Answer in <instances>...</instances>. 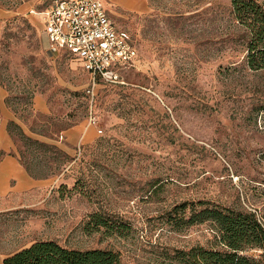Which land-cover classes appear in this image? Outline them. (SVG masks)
Instances as JSON below:
<instances>
[{
	"label": "rangeland",
	"instance_id": "1",
	"mask_svg": "<svg viewBox=\"0 0 264 264\" xmlns=\"http://www.w3.org/2000/svg\"><path fill=\"white\" fill-rule=\"evenodd\" d=\"M50 1L0 0V122L12 140L0 158L51 180L0 195V264L37 241L121 264L225 250L210 223L185 221L204 209L264 216V71L246 65L233 0H141V10L101 0L138 58L94 96L80 62L50 50L30 13Z\"/></svg>",
	"mask_w": 264,
	"mask_h": 264
},
{
	"label": "trees",
	"instance_id": "2",
	"mask_svg": "<svg viewBox=\"0 0 264 264\" xmlns=\"http://www.w3.org/2000/svg\"><path fill=\"white\" fill-rule=\"evenodd\" d=\"M233 18L243 29L246 37L245 62L250 70L264 71V1L233 0ZM33 143L43 146L35 141ZM35 178L47 177L26 167ZM184 207V206H183ZM263 216V215H262ZM264 218V216H263ZM96 226H105L94 217ZM210 223L217 231L225 250L193 248L182 253V264H264V254L246 255L251 250L264 248V228L255 214L244 208L204 209L191 213L185 224ZM3 264H121L118 256L103 250H72L53 241H37L32 245L9 255Z\"/></svg>",
	"mask_w": 264,
	"mask_h": 264
},
{
	"label": "built area",
	"instance_id": "3",
	"mask_svg": "<svg viewBox=\"0 0 264 264\" xmlns=\"http://www.w3.org/2000/svg\"><path fill=\"white\" fill-rule=\"evenodd\" d=\"M38 15L50 50L68 51L90 75L92 96L100 83H120L121 69L138 58L136 41L117 29L101 0H53ZM251 211L264 228L262 214ZM250 252L259 256L264 248Z\"/></svg>",
	"mask_w": 264,
	"mask_h": 264
},
{
	"label": "crops",
	"instance_id": "4",
	"mask_svg": "<svg viewBox=\"0 0 264 264\" xmlns=\"http://www.w3.org/2000/svg\"><path fill=\"white\" fill-rule=\"evenodd\" d=\"M37 1V0H36ZM53 0L50 1V3ZM118 4L127 8L141 10L145 8V3L141 0H114ZM49 3V5H50ZM48 5V6H49ZM47 6V7H48ZM29 5H25L21 10H27ZM10 13V11H4ZM41 12V11H40ZM31 14H38L33 9ZM4 91L0 87V95L3 96ZM8 120L0 122V153L9 151L12 146V140L8 132ZM14 181V184L11 183ZM51 180L47 177L35 178L23 167L19 160L5 154L0 158V195H5L9 192H24L32 189H42L49 186Z\"/></svg>",
	"mask_w": 264,
	"mask_h": 264
}]
</instances>
